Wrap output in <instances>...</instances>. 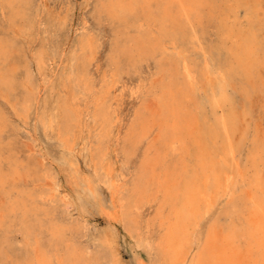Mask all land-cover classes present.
<instances>
[{
  "label": "bare ground",
  "instance_id": "6f19581e",
  "mask_svg": "<svg viewBox=\"0 0 264 264\" xmlns=\"http://www.w3.org/2000/svg\"><path fill=\"white\" fill-rule=\"evenodd\" d=\"M21 1L26 2L27 0H19V2ZM232 1L234 2L233 5H231ZM94 2L95 1H93V3ZM256 2L254 0H226V1L225 0H101L97 7L99 13L100 11H104L106 14H108L111 17L110 18L111 21L112 19H115L116 21H118V23L115 22L117 23L116 40L113 39L114 41L112 42H114V44L111 45V52H109L110 53L109 60H107L108 58L106 59L107 60L106 63H108L107 69L108 71H110L109 78H108L109 80L106 79L107 72H104L101 75L100 81L98 84L97 82L93 80V78L88 72V69H89L88 67L91 64V61L95 59L94 55L96 51V45L93 43V40L95 39L91 40L89 37H85L82 40L80 39L81 41L79 42V44L77 43L79 53L77 52L78 53L77 55L75 53V59L73 58L71 59V60H75L76 65L73 64L75 68L72 71H71V68L73 67L71 68L69 67L70 73L68 74L69 76L67 77L69 81V91H68L69 99L64 98L61 104V112L59 111L60 115H59V119L57 121V127H56V132H57L56 136L58 140L60 141L62 148H64L68 152L66 157H64V162L70 166V168L68 167L70 171L68 173H71L70 176L72 177L74 176V178L76 179L77 182L76 181L74 182L76 183L75 188L79 186L78 188L80 189L79 192L85 194L86 196L89 193L93 194V190L90 189V186L92 184H95L94 188H96V185H98L99 183H104V185L108 186L107 195H109V198H108L109 201L106 206H104V203H103V206L101 205L102 208L100 211V214H103V217L108 223H112L114 221L121 222L123 225V228L128 233L135 232L136 240L141 241L142 240L141 238H144V237H142L143 234L140 231L142 228V226L140 225L141 223L140 210L145 204L149 203L150 201H154L155 203L154 211H152L153 213L151 214V216L146 217L147 219H145V222H144V226H145L144 230H149L150 227H154L155 222H157V227H158L157 233L156 234L154 233L155 235L151 236L148 239L149 243L153 245L152 254H151L152 256L149 260V263H146L143 260L138 259L137 264H264V170H263V167H264V139L261 138L260 136H257L256 132L252 133L251 134L252 136L248 138V133H249L248 124L246 126L242 125L241 122L243 121H241V119L238 117V115H242V114H239L237 112L236 106L230 103V99L228 97V91H227V88L229 86H233L235 84L239 86L240 88H242L245 94H247L249 93L248 92L249 90H245L246 89L245 87L247 84H250V83L252 84V81L251 82L249 81L252 80L253 78L255 79L258 75H259V78L262 77L261 76L262 74L260 75L258 71H260L259 66L264 65V45L259 43L258 38L253 29L254 27L252 23L253 22L252 21L253 11L255 10V7H257ZM9 3L7 5H11ZM25 4L23 6H25ZM40 4H41V1H40ZM241 7H243L245 11L244 16H246V19H247L246 27L245 26L243 27V25L241 26L240 22H238V9ZM15 8L18 9L16 5H15ZM87 9H89V7ZM91 11L93 12V10ZM21 12H22V8H21ZM43 12H45V10ZM202 13H205V15H207L206 17L214 16L213 15L214 13L218 14L216 18L217 22L215 23V28H216L215 31L217 30L216 31L218 32L217 35L220 41L223 42V43L220 42L221 46L218 45L219 48L220 47L222 48V44L226 45L224 46V49L226 50V55L224 57H220L221 52L218 53V55L216 54V56H214L213 53H210L209 55L205 56L206 51L204 52V48L200 46V41H199L201 39L200 36L202 34L200 33L201 31L199 29H196L198 28V26L200 27L201 25V20L203 18ZM17 15L19 16L20 13ZM54 15H52V17ZM67 16H69L68 13H67ZM95 16H97V14ZM102 17L99 18L101 23H102L101 21ZM229 17H231L233 20L232 23L230 24L228 23ZM9 18L8 20L10 21ZM80 19L82 18L80 17ZM22 20H23V17H22ZM205 20L207 19L205 18ZM31 23H30V26H31ZM101 23L98 22V24H101ZM21 25H22V22H21ZM19 26H20V23H19ZM27 26H29V23ZM27 26L25 25L24 27H27ZM71 26L73 27L72 24ZM208 27L209 26H207V28ZM58 28H56V30ZM130 28H132L134 32L133 31L130 32L129 30ZM82 29L84 30V28ZM211 29L212 27L210 28V30ZM19 30L20 29H18V31ZM105 30L106 29H104V33H105ZM197 30L200 31L199 32L200 34L198 33ZM93 31L92 32L90 31L91 32L90 37H92L91 34L93 33ZM84 33L85 35H87L86 31ZM213 34H214V31H213ZM38 35H39V32H38ZM45 35L46 34H44V36ZM93 35H95V33H93ZM49 36L47 38H49ZM216 42L217 41H215V43ZM167 43L172 46V49L166 48L165 44ZM108 44L110 43L108 42ZM64 47L67 48L66 46ZM98 47L100 48V45ZM196 47L201 53L198 52ZM46 48L44 47V49ZM213 48H216V47H213ZM73 52H74V49H73ZM105 53L103 55H105ZM46 55L48 54L46 53ZM72 56L74 57V54ZM147 57L157 58V62L155 65V68H156L155 73L153 71L152 72L155 74V77L156 75H158L157 77L158 79L156 80V78L153 77L154 79L151 80L150 78L147 80V79H143L140 77L139 80H137L135 83L131 81L132 82L131 84L133 85L132 86L129 85L131 87L130 93L131 95H134V97L135 96L139 97L141 92H143V90H145V88L148 87L147 91H149V94L151 93L152 96L155 98L157 107L155 109H151V108L146 107L148 105L145 104L146 105L145 107L140 106L136 108L134 113H132L133 116L129 120L128 123H126L125 120L123 119L124 120L123 122L126 123L124 124L122 123L121 119L117 118L116 116L117 113L115 114V111L113 110V107H112V102L114 101L113 100L114 98L112 99V97H110L111 95L110 89L113 88L114 77L120 73V70L122 71L121 68L125 64L129 63V64L134 65L135 63H137V60L144 59V58L146 60ZM96 61L98 62L97 59ZM211 61H215V63H212ZM27 62L29 63V61ZM138 62H140V60ZM26 66L28 65L26 64ZM135 67H139V66H135ZM124 69L125 68H123V71ZM102 70L104 71L105 69H102ZM125 70L128 71V68ZM136 72L138 71H135V73ZM152 72H148V73H152ZM128 73L131 75V71ZM144 75L142 76L144 77ZM152 76L153 74H151L150 77ZM31 78L32 77L28 76L27 80L31 84L30 86H33ZM263 78H260L258 80H262ZM0 79L3 80V77L0 76ZM128 79L131 80V76ZM36 80L37 79H35L34 82ZM44 80L45 81L42 84L43 86H45L46 81H47L46 79ZM119 81L122 82L121 77ZM259 82L264 83V81H259ZM39 85L35 86V90L33 92H30L31 88L27 86L30 91L28 90L29 93H27V90H26L27 94H25L26 97L24 100L26 103L30 102L31 100H35L34 97L36 93H38ZM48 91H51V90L48 89ZM201 91H204V92L201 93ZM115 92H116V89H115ZM119 92H121V90ZM146 93L147 95H149L148 92ZM41 94L43 95V93ZM255 94L257 93L255 92ZM120 95L114 94L115 98L116 96L119 97ZM260 95H263V94L260 93ZM243 97H242V100H243ZM233 99H232V102H234ZM238 103L239 102H237V104ZM249 103L247 104L248 108L250 106ZM137 105L138 104H136L135 106ZM241 105L242 104H240V106ZM129 108L130 107H128V109ZM29 109H31V105ZM16 111L18 112V109ZM21 111L23 112V110ZM22 112L19 114H22ZM57 112L58 111H56V113ZM3 114L5 115L6 113H3ZM44 114H45V111H44ZM26 115H28V113H26ZM122 115H125V114H122ZM35 116L37 117V115ZM5 119H8V118L6 117ZM21 121L24 122L23 120ZM42 123L43 121L41 122V125H43ZM22 124L24 125V123ZM7 126H11V125L9 124ZM20 126L22 125L20 124ZM41 127H44V125ZM9 130L12 131L11 129ZM154 130L156 133L154 135H156V137L154 138L151 135L152 136L151 139L154 138L157 141H159L160 148L158 147L153 151V153H150L149 149L153 148L152 145L154 143L152 144V142L154 140L150 141L147 139L150 133L153 132ZM5 131L7 132V129ZM26 131L27 130H25V132ZM31 132H34L33 129ZM237 133L239 134L238 138L237 140L234 141V137ZM29 135L30 137L32 136L31 134ZM3 137L1 141H3ZM36 137H39V136H36ZM43 137L44 135L42 136V139ZM75 137L79 138L80 141L78 142L81 143V145L84 144L85 146L88 145L89 139L93 138V140H95V142L93 143L94 144L93 148L91 146H88L87 148L85 147L86 153H87L86 154L87 158L85 160L91 163V165L93 166V169H92L93 173L91 174L87 173L86 175L83 174V177H81V175L79 177L75 174V170L77 167V157L74 152V147L77 144ZM31 138H33V136ZM245 139H248L249 140L248 142H250V146L249 145L245 146V148L247 147L246 156L243 155L247 159L248 167L250 168V173L248 175L246 174L240 175V172L237 169L238 167L236 168L237 169L236 170L232 168V164H235L234 158H236V156L234 153H236L243 147V141ZM144 141L146 142V145L144 146L145 148H143V146L141 145L144 150H143V153L140 151V154L142 153L140 162L133 169L131 179L128 181L123 176L122 174L123 172L121 173L120 170L117 171V172H120L119 174L115 173L116 160L113 159L112 161L111 159L112 157L114 158L118 157L116 151H119V149H117L119 145L121 149L124 152H126L124 154L126 156V155H130V154L138 152L140 143L142 142L144 143ZM110 145L113 147V153L110 154L111 156L109 155L107 151V148ZM245 145H247V143ZM1 147H4V146H1ZM38 148H35V149L38 150ZM7 153L9 152L7 151L6 154ZM41 154H45V153H41ZM77 154H79L78 151H77ZM120 154H123V153H120ZM46 155H44V157ZM173 155H175L176 158L177 157L179 158L173 159ZM11 156L13 157V155ZM3 158L4 157H2L1 159ZM10 159H13V158H10ZM56 159L61 160L59 158H56ZM14 162H13V165H15ZM47 163H45V165ZM16 164L19 165L21 163L16 162ZM50 164H53V163H50ZM2 165L0 163V166ZM243 165H244V162H243ZM6 166H9V164ZM63 168L66 169L65 167ZM2 170L0 171L3 172ZM22 170L25 171L26 169H22ZM42 170L40 169V171ZM98 170H102L103 174L100 175ZM12 171L9 170L8 173L10 174V172ZM18 172H19V169H18ZM61 172H63V170ZM27 175H28V172H27ZM43 175H46V174H44L43 172ZM239 175H240V181H239V184L237 185L238 186L237 188L233 183V179L236 180L237 178L236 176L239 177ZM6 176L7 175H5V177ZM0 178H2V176H0ZM52 179H56V178H52ZM4 182L5 184H8V181H4ZM39 186L41 187L42 184ZM2 188L4 190V187ZM22 188L23 187H21V189ZM6 189H8V187ZM55 190L53 193L54 195L56 192ZM32 191H34L33 193H35L36 190H32ZM79 192H76V193H79ZM34 195L35 197L36 196L41 197V196L46 195V193H44L41 190L35 193ZM34 195L30 193H26L23 190L19 191L18 189L17 194L15 196L13 195L14 197H10L9 200L5 201L2 207V210L4 213L3 216H5L4 218H6V215L9 216V215L17 214L18 221L21 227L23 228H21L20 226L18 227L21 228V231H24L29 241H30L29 238L31 237V235L34 234L33 227L35 226H33L32 223L40 221L41 219L39 220L38 218L40 216L47 217V215H51L52 211L51 210L48 211V210L50 209L49 206L53 204L51 203L49 206H46L44 204V201H45L44 197L41 198V200L39 199L41 202H38L37 200L34 201ZM60 203L62 204V202ZM98 204L99 203H97V205ZM76 206L77 204L75 203V207ZM215 207L218 208L216 215L213 217V219L209 223H205L206 218H208L207 216L209 215L210 212L212 213ZM146 215L148 214L146 213ZM12 220L14 221V218ZM67 220H68V217H67ZM3 222L4 220L2 217V219H0V226L3 225ZM69 222H72V220H70ZM83 223L85 222L83 221ZM39 224L41 227L45 226L44 228L47 230V233L49 235L47 238L48 244L46 243L47 245L45 247L43 245L42 247V246H39L41 244L39 240L34 241V247L36 248L35 250L29 249L28 247L29 245L27 244L26 245L27 247L26 246L24 247L25 249H23L20 252L19 256L16 255V259H14V261H11V262L8 261L9 263H7L4 258L6 254L8 255L7 253L8 248H4L0 244V264H103L102 260L103 259L106 260V258L109 262H111L108 258L110 259L112 258L113 256L112 253L114 252L113 250H110L113 252L108 254L104 251L103 253L97 250L88 251L86 249H83V247H79V245H77V243L73 240V238L70 235L68 236L66 234L67 227L65 225L67 224L64 225L62 223L63 225L61 226L60 223L56 221L55 219H51V221L49 222L48 221L43 222L42 220V222L40 221ZM200 228L203 229L202 232L199 231ZM41 230L42 228H40V233L42 232ZM76 230H78V228H76ZM98 231L99 230L97 229V232ZM35 233L37 232L35 231ZM1 237L2 236L0 235V238ZM43 239L44 238H42L41 240L43 241ZM32 240H34V238ZM146 242L148 241H145V243ZM23 243H25V241ZM28 243L31 245V242H28ZM12 245H9V246L11 247ZM15 245L16 244H14V246ZM95 245L96 244L94 243V246ZM13 247H11L10 249L15 252L16 248L14 250ZM21 247H22V244H21Z\"/></svg>",
  "mask_w": 264,
  "mask_h": 264
},
{
  "label": "rangeland",
  "instance_id": "374dc122",
  "mask_svg": "<svg viewBox=\"0 0 264 264\" xmlns=\"http://www.w3.org/2000/svg\"><path fill=\"white\" fill-rule=\"evenodd\" d=\"M41 1V4H40ZM44 1V2H43ZM27 0L26 2H19V0H0V76L3 77V80L0 79V141L2 140L3 137V141H1V147L0 146V161H4V162H0L1 165L3 163L4 166L3 167L0 166V170H2L3 172L0 171V176H2V178H0V219H2L3 217V225L0 226V235L2 236L0 238V244L4 247V248H8L7 249V253L5 255V261L7 263L14 261V259H16V255L19 256L20 252L25 249L24 247L28 244L29 249H36L34 247V241H40V245L42 246L44 245V247L48 244L47 238H48V233L47 230L44 228L45 226L41 227L40 226V221L42 222H46V221H51V219H55L56 221H58L60 223V225L62 226L63 224H67L65 225L67 227V231L66 234L69 236H71L73 238V240L77 243V245H79V247H83V249H86L88 251L92 250V251H101L103 253L106 252L108 254L112 253V258H108L111 262H109L106 258V260H102L103 264H137L138 259L143 260L146 263H149V260L151 258V254H152V249H153V245L151 243H149V238L151 236H154L157 233L158 227H157V222H155V226L154 227H150L149 230H144L145 226H144V222L145 219H147L146 217L151 216V214L153 213L152 211H154L155 208V203L154 201H150L149 203L145 204L142 209L140 210L141 213V223L140 225L142 226L141 228V232H142V240L141 241H137L136 240V235L135 232H131L128 233L124 228L121 222H117L114 221L112 223H108L105 218L103 217V214H100L101 208L103 206H106L108 204L109 201V195L108 194V186L104 185V183H99L98 185L92 184L90 186V189L93 190V194H88L85 196V194L79 192L80 189L79 186L77 188H75V184L74 183L76 181V179L74 178V176H70L71 173L69 171L70 166L67 165L64 162V157H66L67 155V151L62 148L60 141L58 140L56 134V127H57V121L59 119V115L61 112V104L63 102L64 98H68L69 97V81L67 79V77L69 76L68 74L70 73V68L71 71L75 68V66L73 64L76 65L75 60H71L72 58L75 59V53L76 55L79 53V49L77 46V43L79 44V42L85 38V37H89L91 40H93V43L96 45V51H95V55L93 61H91L90 66L88 67V72L91 75V77L93 78V80L95 82H97V84L100 81V77L104 72H107L106 74V79L109 80V72L107 69V60H109L110 57V53L111 52V45L114 44L113 39L116 40V29H117V23L118 21H116L115 19H112L111 21V17L106 14L104 11H98V5L100 3L101 0ZM93 1H95L93 3ZM226 1V0H225ZM257 3V7H255V12L253 11V15H252V23H253V29L255 31V34L258 38L259 43L264 45V0H254ZM259 1V2H258ZM6 2V4H5ZM11 2V3H9ZM48 2V3H47ZM60 2V3H59ZM70 2V3H69ZM80 2V3H79ZM89 4H88V3ZM11 4V5H7V4ZM27 3V4H25ZM45 3V4H44ZM75 3V5H74ZM98 3V4H97ZM17 8H15V5ZM19 4V5H17ZM25 4V6H23ZM60 4V5H59ZM70 4V5H68ZM78 4V6H77ZM93 4V5H92ZM230 4V2H229ZM234 2H231V5H233ZM263 4V5H262ZM14 5V7H13ZM37 5V6H36ZM41 5V6H40ZM67 5V6H65ZM84 5V6H83ZM90 5V6H89ZM97 5V6H96ZM261 5V6H260ZM12 6V7H11ZM71 8H70V7ZM75 6V7H73ZM96 6V7H95ZM41 7V9H40ZM60 7V8H59ZM89 7V9H87ZM21 8H22V12H21ZM54 8V9H53ZM86 8V9H85ZM257 8V9H256ZM260 8V9H259ZM14 9V10H13ZM16 9V10H15ZM24 9V10H23ZM37 9V10H36ZM51 9V10H50ZM60 9V10H59ZM82 9V10H81ZM13 10V11H12ZM45 10V12L43 11ZM50 10V11H49ZM58 10V11H57ZM76 10V11H74ZM86 10V11H84ZM93 10V12L91 11ZM24 11V12H23ZM38 13H36V12ZM48 11V12H47ZM56 11V12H55ZM68 11V12H67ZM70 11V12H69ZM74 11V12H73ZM91 11V13H90ZM51 12V13H50ZM64 12V13H63ZM80 12V13H79ZM240 12V13H239ZM244 8L241 7L238 9V22H240V25L243 27H246V16L244 13ZM258 12V13H257ZM20 15L18 16L17 14ZM49 13V14H48ZM57 13V15H56ZM63 13V14H62ZM67 13L69 14V16H67ZM74 13V14H73ZM87 13V14H86ZM91 15L89 16L88 15ZM95 13V14H93ZM104 15H103V14ZM35 14V16H34ZM55 14V15H54ZM97 14V16H95ZM100 14V15H99ZM102 14V15H101ZM106 14V15H105ZM203 14V18L201 20V25L200 27L198 26L199 29L197 30L198 33L200 32L202 35L200 36V46H202V48H204V52H205V56L209 55L210 53H213L214 56H216V54L218 55V53H220V57H224L226 55V50L224 49V44H222V48L219 46L220 45V39L218 37V32L215 31V23L217 22L216 18L218 16V14H213L214 16L211 17H206L207 15H205V13ZM34 17H33V16ZM37 15V16H36ZM43 15V16H42ZM52 15H54L52 17ZM81 15V16H80ZM83 15V16H82ZM87 17H86V16ZM93 15V16H92ZM256 17H255V16ZM47 16V17H46ZM62 16V17H61ZM102 23L100 22V17ZM109 16V17H108ZM10 17V18H9ZM13 17V18H12ZM23 17V20H22ZM36 17V18H35ZM52 17V18H50ZM58 17V18H56ZM61 17V18H60ZM73 17V18H72ZM80 17L83 19H80ZM93 17V18H92ZM99 19H97V18ZM8 18L10 19V21L8 20ZM26 18V19H25ZM39 18V19H38ZM46 18V19H45ZM56 18V19H54ZM64 20H63V19ZM70 18V19H69ZM91 18V20H90ZM106 18V19H105ZM205 18L208 20H205ZM254 18V19H253ZM38 19V20H36ZM43 19V20H42ZM59 19V20H58ZM76 19V20H75ZM89 19V20H87ZM105 19V20H104ZM230 19V20H229ZM13 20V21H12ZM30 20V22H29ZM34 20V21H32ZM57 22H55V21ZM87 20V21H86ZM96 20V21H95ZM211 20V21H209ZM9 21V22H8ZM15 21V22H14ZM32 21V23H31ZM76 21V22H75ZM105 23H104V22ZM110 21V22H109ZM205 21V22H204ZM232 18L229 17L228 18V23H232ZM12 22V23H11ZM22 22V25H21ZM52 22V23H51ZM56 25H55V23ZM70 22V23H69ZM75 22V23H74ZM91 22V23H90ZM101 23V24H98ZM117 22V23H115ZM242 22V24H241ZM257 22V23H256ZM20 23V26H19ZM29 23V26H27ZM31 23V26H30ZM41 23V24H40ZM46 23V24H45ZM48 23V24H47ZM84 23V24H83ZM96 23V24H95ZM110 23V24H109ZM207 23V24H205ZM244 23V24H243ZM39 24V25H38ZM43 24V25H42ZM51 24V25H50ZM71 24L73 25V27L71 26ZM92 24V25H91ZM104 24V25H103ZM106 24V25H105ZM109 24V25H108ZM205 24V25H204ZM239 24V23H238ZM256 24V26H255ZM27 27H24V26ZM38 25V27H37ZM54 25V26H53ZM60 25V27H59ZM70 25V26H69ZM83 27H82V26ZM86 27H85V26ZM97 25V26H96ZM99 25V26H98ZM101 25V26H100ZM113 25V26H111ZM213 25V26H211ZM42 26V27H41ZM78 26V27H77ZM90 26V27H89ZM96 26V27H95ZM203 26V27H201ZM207 26H209L210 28L212 27V29L210 30V28ZM30 27V29H29ZM58 28L56 30V28ZM101 27V28H100ZM110 27V28H109ZM116 27V28H115ZM33 28V29H32ZM64 28V29H63ZM70 28V30H69ZM79 28V30H78ZM84 28V30L82 29ZM87 30H86V29ZM92 28V29H91ZM100 28V29H99ZM203 28V30H202ZM214 28V30H213ZM18 29H20L18 31ZM27 31H25V30ZM29 29V30H28ZM96 31H95V30ZM104 29L105 33H104ZM108 29V30H107ZM110 29V30H109ZM245 29V28H243ZM69 30V31H68ZM94 30V31H93ZM103 30V31H102ZM130 32H132V28L129 29ZM214 34H213V31ZM23 31V32H22ZM29 31V32H28ZM50 31V32H49ZM55 31V32H54ZM87 32L85 35L84 32ZM93 31V33H95V35H93V33L91 34L92 37H90V33ZM102 31V32H101ZM110 31V32H109ZM114 31V32H113ZM205 33H204V32ZM207 31V32H206ZM39 32V35H38ZM45 32V33H44ZM60 32V34H59ZM70 32V33H69ZM112 32V33H111ZM134 32V31H133ZM24 33V34H23ZM34 33V34H33ZM42 33V34H40ZM72 33V35H71ZM79 33V34H78ZM99 33V34H98ZM107 33V34H106ZM115 33V34H114ZM199 33V34H200ZM21 34V35H20ZM44 34H46L44 36ZM55 34V35H53ZM57 34V35H56ZM59 34V35H58ZM70 36H69V35ZM78 34V35H77ZM102 34V35H101ZM208 34V35H207ZM24 35V36H22ZM49 38H47L48 36ZM53 35V36H52ZM85 35V36H84ZM111 35V37H110ZM215 35V36H214ZM42 36V37H41ZM52 36V37H51ZM106 36V37H105ZM218 38H217V37ZM51 37V39H50ZM57 37V38H56ZM64 37V38H63ZM70 37V39H69ZM95 37V38H94ZM108 37V38H107ZM113 37V38H112ZM210 37V38H209ZM28 38V39H27ZM38 38V39H37ZM53 38V39H52ZM59 38V39H58ZM78 38V39H77ZM106 38V39H104ZM204 38V39H203ZM212 38V39H211ZM45 39V40H43ZM81 39V40H80ZM110 39V41H109ZM207 39V40H206ZM43 40V41H42ZM69 42H67V41ZM202 40V41H201ZM206 40V42H205ZM209 40V42H208ZM28 41V42H27ZM30 41V42H29ZM100 41V42H99ZM105 41V42H104ZM107 41V42H106ZM214 41V42H213ZM215 41H217L215 43ZM35 42V43H34ZM47 42V43H45ZM52 42V43H51ZM108 42L110 44H108ZM112 42V43H111ZM30 43V44H29ZM34 43V45H33ZM100 43V44H99ZM204 43V44H202ZM223 43V42H221ZM230 43V42H229ZM40 44V45H39ZM69 44V45H67ZM100 45V48L98 47ZM209 46H208V45ZM56 45V46H55ZM58 45V46H57ZM103 45V46H101ZM166 48L168 49H172V46L170 44H165ZM204 45V47H203ZM215 45V46H214ZM219 45V46H218ZM49 46V47H47ZM55 46V47H54ZM64 46H66L67 48H65ZM73 46V48H72ZM212 46V47H211ZM221 50H219L218 48ZM29 47V48H28ZM44 47L46 49H44ZM104 49H103V48ZM216 47V48H213ZM50 48V49H49ZM57 48V50H56ZM44 49V50H43ZM72 49V50H71ZM74 49V52H73ZM98 49V50H97ZM103 49V51H102ZM196 49L198 50V48L196 47ZM216 49V50H215ZM32 50V51H31ZM48 52H47V51ZM52 50V51H51ZM57 52H56V51ZM65 50V51H64ZM100 50V51H99ZM29 51V52H28ZM39 51V52H38ZM62 51V52H61ZM64 51V52H63ZM208 51V52H207ZM218 51V52H216ZM33 52V53H32ZM48 55H46V53ZM50 52V53H49ZM73 52V53H72ZM78 52V53H77ZM106 52V53H105ZM198 52H200L198 50ZM99 53V54H98ZM105 53V55H103ZM201 53V52H200ZM31 54V55H30ZM35 54V55H34ZM74 54V57L72 56ZM97 54V55H96ZM107 54V55H106ZM62 55V56H61ZM56 56V57H54ZM71 56V58H70ZM108 56V57H106ZM200 56V54H199ZM48 57V58H47ZM51 57V59H50ZM104 59H103V58ZM38 58V60H37ZM60 58V59H59ZM108 58V59H107ZM48 59V60H47ZM53 59V61H52ZM96 59L98 60V62L96 61ZM107 59V60H106ZM95 60V61H94ZM140 60V62H138ZM137 60V63H135L134 65L132 64H125L121 69L123 71V68L127 69L128 71L124 69V73L120 70V73L114 77V85L113 88L110 89L111 90V95L110 97H112V99L114 100L112 102V107L113 110L115 111V114L117 116L118 119H121L122 123H124L123 121L125 120L126 123L129 122V120L132 118L134 111L136 110V108L138 107H148L151 109H155L157 107V103L155 98L152 96V94H149L148 87L145 88V90H143V92H141L140 96L137 97L134 95H131L130 93V89L131 87L129 85H133L131 84L133 81V83H135L137 80H139V78H143V79H154L156 78V80L158 79V75H156L155 77V65L157 62V58L156 57H147L146 60L144 59H139ZM149 60V61H148ZM155 60V61H154ZM29 61V63L27 62ZM33 61V62H32ZM47 61V62H46ZM52 61V62H50ZM60 61V62H59ZM74 61V62H73ZM35 62V63H34ZM72 62V63H71ZM148 62V63H147ZM212 63H215V61H211ZM48 63V64H46ZM51 65H50V64ZM71 65H70V64ZM94 63V64H93ZM105 63V64H104ZM139 63V64H138ZM141 63V65H140ZM26 64L28 66H26ZM69 64V65H68ZM98 64V65H97ZM124 64V63H123ZM73 65V66H72ZM106 65V66H105ZM129 65V66H128ZM153 65V67H152ZM27 69H26V67ZM30 66V67H29ZM34 66V67H33ZM58 68H57V67ZM60 66V67H59ZM135 66H139V67H135ZM143 66V67H142ZM52 67V68H51ZM70 67V68H69ZM95 67V68H94ZM105 67V68H104ZM60 68V69H59ZM62 68V69H61ZM97 68V69H96ZM101 68V69H100ZM132 70H131V69ZM144 68V69H143ZM153 68V69H152ZM30 69V70H29ZM33 69V70H32ZM37 69V70H35ZM56 69V70H55ZM100 69V70H99ZM102 69H105L104 71ZM130 69V70H129ZM263 69V70H262ZM27 70V71H26ZM29 70V72H28ZM55 70V71H54ZM63 72H62V71ZM134 70V72H133ZM150 70V71H149ZM259 74L262 76L260 78H263L264 76V65L263 66H259ZM53 71V72H52ZM93 71V72H92ZM131 71V75L128 73ZM135 71H138L135 73ZM145 71V72H144ZM154 73H153V72ZM97 72V74H96ZM99 72V73H98ZM148 72H152V73H148ZM36 73V74H35ZM52 73V74H51ZM61 73V74H60ZM135 73V74H134ZM139 73V74H138ZM42 74V75H41ZM54 74V75H53ZM127 74V75H126ZM145 74V75H144ZM151 74H153L152 77ZM26 75V76H25ZM32 77V84L33 86H30L31 84L28 82L27 77L28 76ZM53 75V77H52ZM94 75V76H92ZM100 75V76H99ZM137 77H135V76ZM144 75V77L142 76ZM150 75V76H149ZM59 76V77H58ZM131 76V80L128 79ZM36 77V78H35ZM49 77V78H48ZM55 77V78H54ZM95 77V78H94ZM121 77V81L120 80ZM154 77V78H153ZM34 78V79H33ZM39 78V79H38ZM48 78V79H47ZM98 78V79H97ZM257 78V79H256ZM255 79L253 78L252 80H250L249 82L252 81V84H247L246 85V89L245 90H249L247 94H245L244 90H242V88H240L237 85H233V86H229L227 88L228 91V97L230 99V103H232V105L234 104V106H236L237 108V112L239 114L242 115H238V117L241 119V122L243 126H246L248 124V138H250L252 135V133L256 132L257 136H260L261 138L264 139V83L263 82H259V81H264L262 80H258L259 75L256 77ZM37 79L35 82L34 80ZM44 79H46V84L45 86H43L42 84L44 83ZM134 79V80H133ZM43 80V82H42ZM49 80V82H48ZM59 80V81H58ZM40 81V82H39ZM118 81V82H117ZM125 81V82H124ZM34 82V83H33ZM63 82V84H62ZM65 82V83H64ZM120 82V83H119ZM256 86H255V84ZM125 83V84H123ZM35 84V85H34ZM40 84V85H39ZM56 84V85H55ZM118 84V85H116ZM120 84V85H119ZM122 84V85H121ZM254 84V85H253ZM39 85V89H38V93H36L34 99L35 100H31L30 102L26 103L25 100V94L30 92H33L35 90V86ZM147 85V84H146ZM249 85V86H248ZM260 85V86H259ZM23 86V87H22ZM31 88L29 90V88ZM117 88H116V87ZM123 86V87H121ZM263 86V87H262ZM26 89H25V88ZM49 87V88H47ZM115 87V88H114ZM234 87V89H233ZM251 87V88H250ZM121 88V89H120ZM125 88V89H124ZM127 88V89H126ZM129 88V89H128ZM250 88V89H249ZM263 88V89H262ZM33 89V90H32ZM51 90V91H48ZM116 89V92H115ZM252 89V90H251ZM262 89V90H261ZM27 90V93H26ZM29 90V91H28ZM56 90V91H55ZM121 90V92H119ZM125 90V91H123ZM129 90V91H128ZM241 90V91H240ZM128 91V92H127ZM253 91V92H252ZM263 91V92H261ZM66 94H64V93ZM114 92V93H113ZM149 95H147V93ZM204 91H201V93H203ZM254 94H252V93ZM255 92L258 94H255ZM43 93V95L41 94ZM117 93V94H116ZM125 93V94H124ZM130 93V94H129ZM233 95H232V94ZM263 94V95H260ZM3 94V95H2ZM115 95H120L119 97ZM236 94V95H235ZM251 94V95H250ZM66 95V96H65ZM130 95V96H129ZM142 95V96H141ZM235 95V96H234ZM240 95V97H239ZM246 95V96H245ZM253 95V96H252ZM256 95V96H255ZM60 96V97H58ZM146 96V97H144ZM234 96V97H233ZM241 99H239L238 97ZM244 96V97H243ZM255 96V97H254ZM122 97V98H120ZM129 99H128V98ZM243 97V100H242ZM250 97V98H249ZM5 98V99H4ZM120 98V99H119ZM141 98V99H139ZM234 98V99H233ZM246 98V99H245ZM249 98V99H248ZM21 99V100H20ZM23 99V100H22ZM69 99V98H68ZM133 99V100H131ZM144 99V100H143ZM148 99V100H147ZM232 99L234 100V102H232ZM238 99V101H237ZM252 99V100H250ZM60 100V101H59ZM127 100V101H125ZM131 100V101H130ZM138 100V101H137ZM147 100V101H146ZM9 101V102H8ZM69 101V100H68ZM121 101V102H120ZM130 101V102H129ZM138 104L137 106H135L136 104ZM144 101V102H143ZM243 101V102H242ZM146 102V103H145ZM151 102V103H150ZM237 102H239L240 104H242L240 106V104ZM250 102V103H249ZM43 103V104H42ZM58 103V104H57ZM114 103V104H113ZM116 103V104H115ZM120 103V104H119ZM126 103V104H125ZM245 103V104H244ZM249 103V108H248V104ZM14 104V105H12ZM23 104V105H22ZM27 104V105H26ZM56 104V105H55ZM142 104V105H141ZM146 104V105H145ZM31 105V109L30 108ZM33 105V106H32ZM58 105V106H57ZM116 105V106H115ZM128 105V106H127ZM133 105V106H132ZM144 105V106H143ZM244 105V106H243ZM15 106V107H14ZM25 106V107H24ZM28 106V107H27ZM122 106V107H120ZM126 106V107H125ZM247 108H246V107ZM22 107V108H21ZM117 107V108H116ZM130 107L132 109L129 108ZM134 107V108H133ZM18 109V112L22 114H19L16 110ZM121 108V109H119ZM239 108V110H238ZM244 108V109H243ZM13 111H12V110ZM29 111H28V110ZM128 109V110H127ZM43 112H42V111ZM49 110V111H48ZM127 110V112H126ZM248 110V111H246ZM33 111V112H32ZM40 111V112H39ZM45 111V114H44ZM47 111V112H46ZM56 111H58L56 113ZM60 111V112H59ZM117 111V112H116ZM122 111V112H121ZM124 111V112H123ZM14 112V114H13ZM241 112V113H240ZM2 113V114H1ZM3 113H6L5 115ZM18 113V114H17ZM26 113H28V115H26ZM35 113V114H34ZM42 115V116H40ZM25 114V115H23ZM120 114V115H119ZM125 114V115H122ZM8 115V116H6ZM22 115V116H21ZM35 115H37V118ZM131 115V116H130ZM9 119H5L6 117ZM25 116V117H24ZM28 118H27V117ZM122 118H121V117ZM246 116V117H245ZM6 120H4L3 118ZM18 117V118H17ZM35 117V119H34ZM46 117V118H45ZM49 117V118H48ZM125 117V118H124ZM242 117V118H241ZM44 118V119H43ZM247 118V119H246ZM46 119V120H45ZM48 119V120H47ZM124 119V120H123ZM8 120V121H7ZM18 120V121H17ZM21 120H23L24 122H22ZM10 121V122H9ZM28 121V122H27ZM30 121V122H29ZM35 121V122H34ZM43 121V125L44 127H41L43 125H41V122ZM45 121V122H44ZM9 124L12 126H7ZM39 122V123H38ZM12 123V124H11ZM24 123V125L22 124ZM45 123V124H44ZM124 123V124H126ZM20 124L23 126H20ZM29 126H27V125ZM18 125V126H17ZM49 125V126H48ZM6 126V127H4ZM18 128H17V127ZM33 126V127H32ZM36 126V127H35ZM4 129H2V128ZM55 127V128H54ZM26 128V129H25ZM38 128V129H37ZM43 128V129H42ZM45 128V130H44ZM7 129V132L5 131ZM9 129H11L12 131H10ZM20 129V130H19ZM22 129V130H21ZM27 130L25 132V130ZM33 129L34 132H31ZM254 130V131H253ZM41 131V132H40ZM51 131V132H50ZM36 132V134H35ZM33 133V134H32ZM239 133V132H238ZM236 134L234 137V141L237 140L238 135ZM31 134L33 136V138L30 137ZM155 130L153 132L150 133L149 137L147 140L153 141L152 142V147L151 149H149L150 153H153V151L156 148H160V143L159 141H157L156 139H154L156 137ZM44 135L43 139L42 136ZM154 137L153 139L152 136ZM39 136V137H36ZM46 136V137H45ZM36 137V138H35ZM48 137V138H47ZM39 138V139H38ZM48 140H47V139ZM41 139V141H40ZM33 140V141H32ZM47 140V141H46ZM75 140L77 141L75 147H74V152L76 154L77 157V167L75 170V174L77 176L83 177V174L86 175L93 173L92 169L93 166L91 165V163L87 162L85 159L87 158L86 156V149L88 146H91L93 148V143L95 142V140H93V138L89 139L88 141V145L85 146L84 144L81 145V143H79L78 141H80L79 138L75 137ZM146 140V142H147ZM246 140V141H245ZM243 141V147L237 151L235 154L236 158H234V163L232 164V168L238 169V171L241 174H246L248 175L250 173V168L248 167V163H247V159L246 157V152H247V147L245 148V146H250V142H248V139H245ZM32 141V142H30ZM39 141V142H38ZM46 141V142H45ZM3 142V143H2ZM6 144H5V143ZM146 142L144 141V143H140L139 146V150L136 153L130 154V155H124L126 152H124L120 145L117 149H119V151H116L117 156L116 158L112 157V161L113 159L116 160L115 162V173L119 174L120 172L123 174V176L129 181L132 177V172L133 169L138 165V163L140 162V158L141 155L143 153V148H145L144 146L146 145ZM10 143V144H9ZM56 143V145H55ZM247 143V145H245ZM5 144V145H3ZM41 144V145H40ZM45 144V145H43ZM54 146L52 147L51 146ZM58 144V145H57ZM92 144V145H91ZM7 145V146H6ZM37 145V146H36ZM80 145V146H78ZM143 148H142V146ZM41 146V148H40ZM45 146V147H44ZM59 146V147H58ZM78 148L81 147V148ZM111 146V145H110ZM108 147L107 151L110 154L113 153V147ZM6 147V148H5ZM31 147V148H30ZM39 147V148H38ZM49 149H48V148ZM57 147V148H55ZM35 148H38L35 149ZM47 148V149H46ZM52 148V149H51ZM8 149V150H7ZM44 149V150H43ZM142 149V150H141ZM47 150V151H45ZM111 150V151H110ZM121 150V151H120ZM9 152L6 154V152ZM45 151V152H43ZM52 151V152H51ZM54 151V153H53ZM77 151L79 154H77ZM140 151L142 152L140 154ZM245 151V152H244ZM119 152V153H118ZM4 153V154H3ZM38 153V154H37ZM41 153H45V154H41ZM65 153V154H64ZM123 153V154H120ZM139 153V154H138ZM6 154V155H5ZM10 154V155H9ZM48 154V155H46ZM51 156H50V155ZM3 155V156H2ZM8 155V156H7ZM13 155V157L11 156ZM44 155H46L44 157ZM56 157H55V156ZM78 155V156H77ZM122 155V156H121ZM137 155V156H136ZM151 155V154H150ZM244 155V156H243ZM6 156V157H5ZM61 156V157H60ZM111 156V155H110ZM128 156V157H127ZM2 157H4L3 159H1ZM9 157V158H8ZM53 157V158H52ZM7 158V159H5ZM13 158V159H10ZM56 158H59L61 160H57ZM63 158V159H62ZM172 158V156H171ZM176 158L175 155H173V159ZM179 157H177L176 159H178ZM47 159V160H46ZM50 159V160H49ZM53 161H52V160ZM128 159V161H127ZM135 159V160H134ZM10 160V161H9ZM85 160V161H84ZM133 160V161H131ZM17 163H21L19 165L16 164ZM46 161V162H44ZM52 161V162H51ZM9 162V163H7ZM14 164L16 165H13ZM49 164H48V163ZM57 162V163H56ZM119 162V163H117ZM244 162V165H243ZM6 163V165H5ZM44 163V164H43ZM45 163H47L45 165ZM53 163V164H50ZM134 163V164H132ZM62 164V166H61ZM123 164V165H122ZM45 165V166H44ZM131 165V166H130ZM18 166V167H17ZM53 166V167H52ZM56 166V167H55ZM231 166V164H230ZM9 167V168H8ZM26 169L25 171L21 169ZM56 169H55V168ZM63 167H65L66 169H64ZM69 167V168H68ZM81 167V168H80ZM125 167V168H124ZM133 167V168H132ZM6 170H5V169ZM15 168V169H14ZM50 168V169H49ZM248 168V169H247ZM19 169V172H18ZM40 169L42 171H40ZM45 169V171H44ZM47 169V170H46ZM68 169V170H67ZM236 169V170H237ZM242 169V170H241ZM12 171L10 172V174L8 173V171ZM53 172H52V171ZM60 172H59V171ZM63 170V172H61ZM80 170V172H79ZM103 170V169H102ZM102 170H98V172L100 173V175L103 174ZM120 172H117L119 171ZM264 170V167H263ZM47 171V172H46ZM58 171V172H57ZM78 173H77V172ZM242 171V172H241ZM248 171V172H247ZM7 172V173H5ZM24 172V173H22ZM28 172V175H27ZM44 174L46 175H43ZM86 172V173H84ZM125 172V173H124ZM130 172V174H129ZM41 173V174H40ZM54 175H53V174ZM9 174V175H8ZM35 174V175H34ZM48 174V175H47ZM58 174V175H57ZM127 176H126V175ZM129 174V175H128ZM5 175H7L5 177ZM41 175V177H40ZM57 175V177H56ZM240 175L239 177L236 176V180L233 179V183L234 185L238 188V184L240 181ZM48 178H46V177ZM55 176V177H53ZM69 176V177H68ZM50 177V178H49ZM128 177V178H127ZM37 178V179H36ZM45 178V179H43ZM52 178H56V179H52ZM70 178V179H69ZM6 179V180H5ZM35 179V180H34ZM62 180V181H61ZM238 180V182H237ZM4 181H8V184H5ZM36 183H35V182ZM77 182V181H76ZM7 183V182H6ZM55 183V184H54ZM3 184V185H1ZM12 184V185H11ZM42 186L40 187L39 185ZM64 185V186H63ZM4 187V190L2 187ZM45 188H44V187ZM54 186V187H53ZM74 186V187H73ZM8 187V189L6 188ZM20 187V188H18ZM21 187H23L21 189ZM43 187V188H42ZM50 189H49V188ZM68 187V188H67ZM25 188V189H24ZM40 188V190H39ZM49 190H47V189ZM61 188V189H60ZM65 188V189H64ZM106 188V189H105ZM23 190L26 193H30V194H35L38 191H43L44 193H46V195L44 196H39V197H35L34 195V201H38L41 202V198L44 197V204L46 206H49L51 203L55 204H51L50 209L48 211H52L51 215H47L46 216H40L38 217L40 221L34 222L32 223L33 226V230H34V234L31 235V237L29 238L30 241L28 240V237L25 235L24 231H21V225L18 221L17 218V214L16 215H6V218H4L5 216L2 210V207L4 205V202L9 200L10 197H14L17 194V190ZM44 189V190H43ZM56 189V190H55ZM9 190V191H8ZM11 190V191H10ZM32 190H36L35 193H33L34 191ZM46 190V191H45ZM55 192V195L53 194ZM64 192V193H62ZM2 191V192H1ZM14 191V192H13ZM53 191V192H52ZM66 191V192H65ZM69 194H68V192ZM73 191V192H72ZM79 193H76V192ZM51 192V193H50ZM59 192V193H58ZM75 192V193H74ZM48 193V194H47ZM50 194V195H49ZM67 194V195H66ZM78 194V195H77ZM99 196H98V195ZM14 195V196H13ZM53 195V196H52ZM55 196V197H54ZM73 196V197H72ZM75 196V198H74ZM33 197V196H32ZM54 197V198H52ZM63 197V198H61ZM97 197V198H96ZM100 197V198H99ZM8 198V199H7ZM51 198V199H50ZM74 198V199H73ZM80 198V199H79ZM40 199V200H39ZM53 199V200H52ZM65 199V200H64ZM99 199V201H98ZM31 200V199H29ZM48 200V201H47ZM50 200V201H49ZM58 200V201H57ZM64 202H63V201ZM71 200V201H70ZM82 200V201H81ZM84 200V201H83ZM33 201V199H32ZM52 201V202H51ZM54 201V202H53ZM89 203H88V202ZM91 201V203H90ZM94 201V202H93ZM104 201V202H103ZM58 202V203H57ZM62 202V204L60 203ZM79 202V203H78ZM152 202V203H151ZM49 203V204H48ZM58 205H57V204ZM72 203V204H71ZM75 203L77 204V206L75 207ZM86 203V204H85ZM96 203V204H95ZM97 203H99L97 205ZM61 205V206H60ZM72 205V206H71ZM88 207H87V206ZM102 205V206H101ZM71 206V207H70ZM55 209H54V208ZM63 207V208H61ZM67 208V210H66ZM89 208V209H87ZM151 208V210H150ZM53 209V210H52ZM60 209V210H59ZM62 209V210H61ZM77 210V211H76ZM215 210V211H214ZM214 210L212 211V213L210 212L209 215L207 216L208 218H206L205 223H209L213 217L216 215L218 208L215 207ZM54 211V212H53ZM62 211V212H61ZM88 211V212H87ZM144 211V212H143ZM39 212V211H38ZM65 212V214H64ZM214 212V213H213ZM78 215H77V214ZM102 213V212H101ZM146 213L148 215H146ZM84 214V215H83ZM38 215V214H37ZM63 215V216H62ZM83 215V216H82ZM12 216V217H11ZM68 220H67V217ZM71 216V217H70ZM77 216V217H76ZM145 216V217H144ZM42 217V218H41ZM83 217V218H82ZM144 217V218H143ZM9 218V219H8ZM14 218V221L12 220ZM45 218V219H44ZM74 218V219H73ZM101 218V219H100ZM80 219V220H79ZM86 219V220H85ZM208 219V220H207ZM6 220V221H5ZM16 220V221H15ZM46 220V221H45ZM70 220H72V222H69ZM64 221V222H63ZM83 221L85 223H83ZM18 222V223H17ZM74 222V223H73ZM77 222V223H76ZM82 222V223H81ZM104 222V223H103ZM11 223V224H9ZM63 223V224H62ZM115 223V224H113ZM14 224V225H13ZM38 224V225H37ZM75 224V225H74ZM91 224V225H90ZM93 224V225H92ZM10 225V226H8ZM17 227H16V226ZM78 225V226H77ZM85 225V226H83ZM122 225V226H121ZM20 226V227H18ZM77 226V227H75ZM81 228H80V227ZM90 226V227H89ZM117 226V227H116ZM203 226V225H202ZM201 226V227H202ZM95 227V228H94ZM204 227V226H203ZM14 228V229H12ZM40 228H42V232L40 233ZM44 228V229H43ZM76 228H78V230H76ZM87 228V229H86ZM94 228V230H93ZM119 228V229H118ZM9 229V230H8ZM83 229V231H82ZM97 229L99 230L97 232ZM124 229V230H123ZM16 230V231H15ZM23 230V229H22ZM80 230V232H79ZM116 230V231H115ZM203 229L200 228L199 231L202 232ZM35 231L37 233H35ZM86 231V232H85ZM93 231V232H92ZM103 231V232H102ZM149 231V232H148ZM10 232V233H9ZM19 232V234H18ZM95 232V233H94ZM105 232V233H104ZM126 232V234H125ZM12 233V234H11ZM81 233V235H80ZM88 235H87V234ZM115 233V234H114ZM121 233V234H120ZM155 233V234H154ZM37 234V235H36ZM94 234V235H93ZM123 234V235H122ZM14 235V236H13ZM85 235V236H84ZM101 235V236H100ZM40 236V237H39ZM91 236V238H90ZM97 236V237H96ZM146 236V238H145ZM113 237V238H112ZM34 238V240H32ZM42 238L43 241L41 240ZM79 238V239H78ZM86 238V239H85ZM88 238V239H87ZM90 238V239H89ZM24 239V240H23ZM102 239V240H101ZM125 239V240H124ZM127 239V240H126ZM9 242H7V241ZM14 240V241H13ZM32 240V241H31ZM86 240V241H85ZM108 240V241H107ZM116 242H115V241ZM133 240V241H132ZM25 241V243H23ZM80 241V242H79ZM145 241H148L145 243ZM14 242V243H13ZM31 242V245L28 243ZM85 244H83V243ZM88 242V243H87ZM18 243V244H17ZM21 243L22 247H21ZM47 243V244H46ZM94 243L96 244L94 246ZM117 243V244H116ZM142 243V244H141ZM5 244V245H4ZM13 244V245H12ZM14 244H16L14 246ZM33 244V245H32ZM9 245H12L11 247H13V249L15 250L12 251ZM19 245V247H18ZM85 246V247H84ZM27 247V246H26ZM145 247V248H144ZM18 248V250H17ZM91 248V249H90ZM96 248V249H95ZM149 248V250H148ZM106 249V250H104ZM113 250V251H110ZM129 250V251H128ZM131 250V251H130ZM131 252V253H130ZM150 252V253H149ZM11 254V255H10ZM13 254V255H12ZM107 254V255H108ZM120 254V255H119ZM137 254V255H136ZM10 255V256H9ZM135 255V256H134ZM12 256V257H11ZM3 258V257H2ZM114 258V259H113ZM119 258V259H118ZM9 259V260H8ZM117 259V260H116ZM136 259V261H135ZM9 261V262H8Z\"/></svg>",
  "mask_w": 264,
  "mask_h": 264
}]
</instances>
